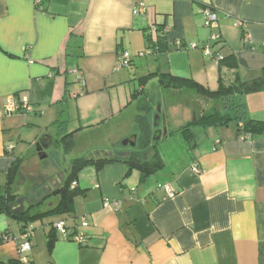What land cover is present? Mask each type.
<instances>
[{"label": "crops", "instance_id": "obj_1", "mask_svg": "<svg viewBox=\"0 0 264 264\" xmlns=\"http://www.w3.org/2000/svg\"><path fill=\"white\" fill-rule=\"evenodd\" d=\"M140 5L145 13L135 15ZM204 8L218 15L209 28ZM212 34L217 41L210 40ZM207 43L215 55L204 52ZM124 51L130 64L119 67ZM151 73L194 79L211 90L221 82L264 78V0H0V187L12 156L26 163L17 142L44 118L58 127L54 123L64 124L66 113L70 120L77 117L74 148L64 144L65 153L87 131L105 139L111 133L113 140L136 134L138 109L130 101L139 78ZM143 88L161 108L154 132L172 120L173 108L181 118L161 137L177 138L164 143V166L143 180L138 169L128 174L121 160L85 166L75 182L73 212L56 220L70 236L83 235L84 243L56 230L50 250L51 229L32 224L28 260L19 264H264V133L238 135L230 127L189 150L178 131L195 111L162 99L157 76ZM169 92L200 100L193 91ZM24 94L32 110L7 114V101ZM236 98L250 118L264 121V88ZM57 131V138H43L44 147L68 133ZM88 145L106 147L96 159L115 157L116 147L105 140ZM155 151L149 149V157ZM166 186L178 194L170 197ZM56 202L50 199L40 209ZM21 234L22 221L0 213V264L18 261Z\"/></svg>", "mask_w": 264, "mask_h": 264}, {"label": "trees", "instance_id": "obj_2", "mask_svg": "<svg viewBox=\"0 0 264 264\" xmlns=\"http://www.w3.org/2000/svg\"><path fill=\"white\" fill-rule=\"evenodd\" d=\"M152 76H157L160 88L174 91H193L198 94V96L216 101L220 105V108L202 114L195 121H192L179 129L178 132L182 133L189 143H193L195 139L192 126L197 123L203 126H224L229 125L230 122H235L238 135L264 133V121L250 118L246 104L242 102L240 98H236L242 96V94L264 88L263 77L250 81H241L237 79L230 85H225L221 82L218 89L211 90L194 79L151 73L139 78L140 88L133 92L130 101H135L138 109L135 118L137 133V143L135 148H131L126 154L121 153L110 159L104 157L96 159L92 156H83L73 159L70 162V168L67 171V175L63 180L62 185L51 194L57 197L56 204L46 208V210H41L40 207L44 202L42 200L40 202L32 201V204L28 205L25 212L22 214H14L10 209V204L23 196L17 191L14 183L21 168L22 160L14 157L11 168L7 174L6 183L3 187H0V213H7L21 220L23 232L28 226H32L31 220L34 218L50 213H62L64 215L73 212L74 198L78 194L77 188L73 187V184L78 179L82 169L89 164L94 163L97 166H100L111 161L121 160L127 164L128 174L133 169H138L142 180L161 169L164 166L163 156L156 148L157 141L153 140V116L156 113L157 102L150 93L143 88ZM62 123L63 122L61 121H56L54 125L59 126ZM168 134L170 135V132ZM73 135L74 132L65 133L62 139L58 141L59 144L63 141V144L67 145L68 151H71V149L74 148ZM151 148H154L156 151L152 157H149L147 151ZM56 230V227L53 226L48 235V245L50 250L52 249L55 240L54 235Z\"/></svg>", "mask_w": 264, "mask_h": 264}, {"label": "rangeland", "instance_id": "obj_3", "mask_svg": "<svg viewBox=\"0 0 264 264\" xmlns=\"http://www.w3.org/2000/svg\"><path fill=\"white\" fill-rule=\"evenodd\" d=\"M161 89L162 99H165L166 101L169 100L172 103L177 102H183L182 106H189L191 111H195V115L193 114L190 118V121H194V118H199L202 114L207 113V111L212 112L216 108H220V105L218 102L204 99L201 96H197L200 100L199 101H190L187 97L184 99H181L180 95L177 96H171L169 90L167 89ZM157 92V91H155ZM184 97V96H183ZM156 101V99H154ZM181 106V108H182ZM178 109L175 110L173 108L171 112V119L165 122V127L171 128V123L173 120L174 122L180 123L181 118L179 116H175L177 114ZM74 113V112H73ZM73 120H70L69 115H66L62 118V120L65 122L64 124H61V126L53 127L52 123L48 124V121L46 118L42 119L41 125L36 127L35 131L30 132L26 131L21 139L17 142L18 145H20V153L23 155V157L26 160L25 164H21V168L18 172V175L15 179V187L17 191L22 195L29 196L33 202H40L41 200L45 203L49 201L50 199H57L56 196L51 195L54 190L57 189V187L61 186L63 183L62 174H66L68 171V168L70 167V160H73L75 158L83 157L86 155L95 157L98 154H104L105 151H107L106 147H89L88 144L94 143V142H107L108 144H111L110 146L114 145L116 147L111 154L113 156H116L118 154H126L129 152L130 146H125L123 144L124 140L126 139H110L111 133L107 134L108 139L101 138L100 133H94V134H88L87 131L84 135V138L82 139V142L78 144L75 149L71 153H65L64 152V144L62 146L59 145L58 142L56 144H52L50 146H46L43 148V152L46 154V157L41 158L39 156L38 152V145L36 146L37 142H44L43 138L45 137H51V138H57L59 135L61 128H66V131L68 133L71 132H77V131H71L73 128L77 127V117L73 115ZM75 123V124H74ZM76 126V127H75ZM235 122H230L229 125H224L221 128H211V126H203L201 124H194L192 126V131L194 133V141L193 143H186L187 149L191 150L194 147L195 142H199L200 140H206L211 134H217L219 130L220 132L225 133V131L228 128H234ZM40 128V129H39ZM213 129V130H210ZM74 133V134H75ZM105 134V133H104ZM117 134V133H115ZM173 133L170 132L169 136H172ZM91 136H98V138H92ZM90 137V139L87 138ZM167 139V138H165ZM164 138L159 139L157 141L156 148L158 151L163 154V150L165 147L166 141H169L170 139H177V138H169L168 140H165ZM182 139V138H181ZM174 141V140H172ZM175 142V141H174ZM176 143V142H175ZM173 144V142H172ZM129 147V149H127ZM175 147V146H174ZM120 149V153H118L117 149ZM100 154V156H101ZM106 155H103L102 157H105ZM44 210V209H43ZM46 210V208H45ZM62 213H50L45 214L42 216H39L37 218L32 219V224L37 229H40L42 227H47L52 229L54 223L56 220L62 216Z\"/></svg>", "mask_w": 264, "mask_h": 264}, {"label": "built area", "instance_id": "obj_4", "mask_svg": "<svg viewBox=\"0 0 264 264\" xmlns=\"http://www.w3.org/2000/svg\"><path fill=\"white\" fill-rule=\"evenodd\" d=\"M39 2H41V0H37V3L39 4ZM145 13V7L144 5H140L138 7L135 8L134 10V14L135 15H139V14H144ZM202 16H203V24L205 27L209 28L211 27V25L218 19V15L217 13L210 8H204L202 10ZM169 27H165L163 29V33H166L168 31ZM210 40L212 41H217L218 40V35L217 34H212L210 37ZM178 44H181L182 42H177ZM190 46L192 48L197 47L196 43H191ZM203 50L206 54L208 55H215L216 52H213L211 49V45L209 43L205 44L203 47ZM218 60H222L223 57L221 55H217L216 57ZM130 59H131V55L129 52L124 51L120 57H119V63L118 66L119 67H126L130 64ZM75 72L77 74H80V71L77 69L75 70ZM82 80V79H81ZM83 85H85V82H83ZM32 110V106H31V101L30 98L28 97V95H22L20 98L17 97H12L11 99H9L5 105V111L7 114H12L15 112H30ZM14 149L13 144L8 145L7 150L8 151H12ZM15 156H12V159ZM76 186V183L73 184V187ZM165 188V190L167 191L168 195L170 197H175L178 192L173 190L171 187H163ZM54 227H56V229L58 231H60L61 235H63V237L65 238H70L73 241H76L78 243H84L85 238L83 235L78 234V235H73L70 236L68 233V230L66 228V225L63 221H59L56 222L54 224ZM34 235V228L33 226H28L21 234L20 238H21V242L19 243V259L15 264H19L20 262H27L28 258H27V253L31 250V239L32 236ZM5 240H9V237L5 236L4 237Z\"/></svg>", "mask_w": 264, "mask_h": 264}, {"label": "water", "instance_id": "obj_5", "mask_svg": "<svg viewBox=\"0 0 264 264\" xmlns=\"http://www.w3.org/2000/svg\"><path fill=\"white\" fill-rule=\"evenodd\" d=\"M156 114L153 116L154 120V127H156V119L160 118V113H161V108H160V105L157 106V109H156ZM166 121L164 120V123ZM167 134V128L165 127L163 130L159 129V130H156L154 132V136H153V140L154 141H158L159 139H161L162 136H165ZM136 143H137V133L128 137L126 140H124L123 144L125 146H130L132 148H135L136 147ZM43 148H44V142H40L38 144V152H39V156L41 158H44L46 157V154L43 152ZM29 203L30 202V199L28 197H24V196H21L19 197L15 202H13L12 204H10V209L12 211V213L14 214H22L25 212V203Z\"/></svg>", "mask_w": 264, "mask_h": 264}, {"label": "flooded vegetation", "instance_id": "obj_6", "mask_svg": "<svg viewBox=\"0 0 264 264\" xmlns=\"http://www.w3.org/2000/svg\"><path fill=\"white\" fill-rule=\"evenodd\" d=\"M23 196H24V197H28V196H26V195H23ZM28 198H29V197H28ZM29 199H30V198H29ZM26 204H28V205L32 204V200L30 199V202H29V203L26 202L25 205H26Z\"/></svg>", "mask_w": 264, "mask_h": 264}]
</instances>
